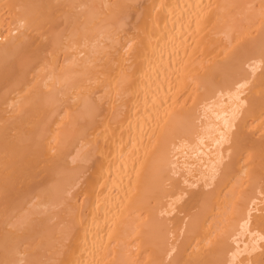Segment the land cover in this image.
Here are the masks:
<instances>
[{
	"label": "bare ground",
	"instance_id": "bare-ground-1",
	"mask_svg": "<svg viewBox=\"0 0 264 264\" xmlns=\"http://www.w3.org/2000/svg\"><path fill=\"white\" fill-rule=\"evenodd\" d=\"M0 264H264V0H0Z\"/></svg>",
	"mask_w": 264,
	"mask_h": 264
}]
</instances>
